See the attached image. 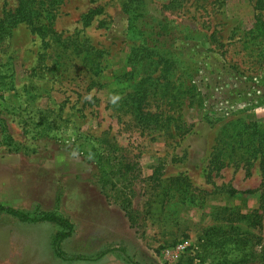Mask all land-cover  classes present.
<instances>
[{
    "label": "rangeland",
    "instance_id": "obj_1",
    "mask_svg": "<svg viewBox=\"0 0 264 264\" xmlns=\"http://www.w3.org/2000/svg\"><path fill=\"white\" fill-rule=\"evenodd\" d=\"M171 1L131 4L173 27L177 62L168 78L182 92L193 87L174 115L184 126L174 139L140 132L113 110L146 75L130 61L136 42L127 31L126 0H66L57 11L55 30L70 39L67 55L84 41L104 53L98 77L81 63L84 54L61 58L51 40L41 62L46 46L24 25L0 43V76L8 85L13 75L0 94V207L35 219L55 214L72 226L0 211V264H264L260 194L244 193L261 183L258 163L249 176L242 164L211 166L226 124L264 126L256 0H183L165 10ZM15 7L0 0V13ZM94 9L101 14L84 26ZM91 149L130 163L131 175H98L82 154ZM177 176L195 190L188 204L165 194L167 180ZM255 212L258 225L242 218ZM65 232L58 254L53 243Z\"/></svg>",
    "mask_w": 264,
    "mask_h": 264
},
{
    "label": "trees",
    "instance_id": "obj_2",
    "mask_svg": "<svg viewBox=\"0 0 264 264\" xmlns=\"http://www.w3.org/2000/svg\"><path fill=\"white\" fill-rule=\"evenodd\" d=\"M16 7L14 9L4 10L0 13V43L7 38L13 36L14 31L21 25L29 29L31 34L41 38L44 43V52L40 55L41 62H44L47 56L49 42L57 43L61 48L59 50L60 57H81V63L88 68L94 77H98L101 73V59L104 53L88 44L86 41L77 45L70 51L68 43L70 39H62L55 30L57 20V11L65 3L66 0H14ZM136 0H126L124 3V11L129 15L128 35L132 41L136 42V46L132 48L130 61L136 63L145 69L146 75L138 82L134 91L128 94L124 99L114 104L113 110L122 114L121 118H128L130 127L140 130V132L148 133L163 132V134L171 139L176 138L182 131L183 124L180 121V115L174 117L184 108V96L188 94L193 87H188L186 91H181V85H178L168 78L171 76L173 63L172 57L175 58L173 51L174 39L173 27L162 19H155L147 16V12L137 5H132ZM183 0H172L169 6L164 7L165 10L175 4L182 5ZM255 8L257 17L254 23L253 33L256 38L264 41V0H256ZM100 9L90 10L83 17V25L88 26L95 16L100 15ZM148 18V19H147ZM183 37V36H182ZM190 39V37H184ZM79 47V48H78ZM181 59V58H180ZM134 63V64H135ZM178 63H186L181 59ZM55 66V65H54ZM53 66V67H54ZM261 78L264 80V68L261 70ZM159 75L154 77L153 73ZM8 77L0 76V94L7 91L8 85L12 84L13 75H10L9 84L5 83ZM153 101L154 103H151ZM185 124V123H184ZM95 151V149H91ZM85 159L93 164L98 171V175L109 177L118 174L122 177L131 175L133 166L126 162H113L105 151H95L91 153H83ZM94 155V156H93ZM115 160V159H114ZM236 160V161H234ZM258 163L261 172V183L255 191H246L245 194H260L259 209L264 213V126L258 123H245L240 120L226 124L220 134H218L216 146L212 153L211 166L214 169L222 170L234 163V166L246 170V175H251V168ZM118 169H116V167ZM115 170V171H113ZM164 181V180H163ZM168 187L165 190L172 195L176 193L182 204H188L194 198L195 190L192 189L190 180L187 177L177 176L170 177ZM162 182V181H161ZM104 188H102V191ZM231 194H244L240 191L231 190ZM169 193V194H170ZM8 211L22 221H39L46 220L55 223L64 230L71 229V224L66 219L55 214H44L41 219L31 218L28 214L0 207V211ZM249 218L258 225L262 218L255 212L253 215L243 216ZM69 233H61L55 237L53 246L59 254V244L63 238L68 237ZM248 236V235H247Z\"/></svg>",
    "mask_w": 264,
    "mask_h": 264
},
{
    "label": "built area",
    "instance_id": "obj_3",
    "mask_svg": "<svg viewBox=\"0 0 264 264\" xmlns=\"http://www.w3.org/2000/svg\"><path fill=\"white\" fill-rule=\"evenodd\" d=\"M182 250H184V246L183 245H180V246H178L177 248H176V252L175 253H177V252H179V251H182ZM174 251H166V254L167 255H169V254H171V253H173ZM174 257H177V255H174Z\"/></svg>",
    "mask_w": 264,
    "mask_h": 264
}]
</instances>
